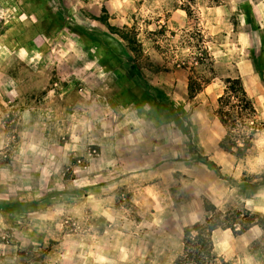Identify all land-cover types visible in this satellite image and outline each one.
I'll return each instance as SVG.
<instances>
[{
    "label": "rangeland",
    "instance_id": "rangeland-1",
    "mask_svg": "<svg viewBox=\"0 0 264 264\" xmlns=\"http://www.w3.org/2000/svg\"><path fill=\"white\" fill-rule=\"evenodd\" d=\"M259 1L0 0V264H99L110 237L123 254L152 239L147 256L158 255L161 236L135 228L153 208L157 166L172 220L199 208L221 221L239 212L254 228L235 237L229 261L264 264V214L246 215L245 189L233 188L264 181V101H250L255 140L241 158L229 141L219 147L228 128L216 115L227 81L256 92L264 83ZM102 15L135 35L140 58ZM130 176L132 191L119 186L100 201L98 184ZM99 207L119 214L96 215ZM204 220L186 227L191 237Z\"/></svg>",
    "mask_w": 264,
    "mask_h": 264
},
{
    "label": "crops",
    "instance_id": "crops-1",
    "mask_svg": "<svg viewBox=\"0 0 264 264\" xmlns=\"http://www.w3.org/2000/svg\"><path fill=\"white\" fill-rule=\"evenodd\" d=\"M252 3V2H249ZM255 5V4H254ZM257 7L260 9V13L263 20L264 25V0H260L257 4ZM259 51L258 55L260 57H264V26L260 29V42H259ZM258 49H256L257 51ZM260 77H264L259 71ZM251 87V86H250ZM248 87L246 92L247 99L249 101H252L253 104L257 103L262 105V101L264 96H261V92L264 89V83L261 78L260 83L257 85L258 91L256 92L255 88ZM258 93V96H257ZM264 103V102H263ZM257 109V108H256ZM258 117L261 120V124L264 125V113H259L258 111ZM264 138V137H263ZM115 164H118L115 162ZM160 166H157L154 168L152 174L153 179L151 180V183L147 185L148 191L151 194V203H152V210L149 211L148 219H141L135 221V228H140L143 226L145 231L152 234L153 236H161V252H159L158 255H154L153 257L147 256V249L150 247H153V240H140L142 244H137L136 250H140L138 254L130 253V254H123L119 253L115 246V241L113 237H110L109 242L106 244V249L110 251L109 253L105 252L101 258V261L99 264H147V261L149 258L150 264H173L178 258H180L181 255H183L184 252V232L186 231V227L196 224V222H200L203 218L206 219L207 213L202 208H199L196 215H190L181 217V219H177L174 217L172 220L169 215V208L171 201V194L170 188L165 185L164 181L161 178V173L158 171V168ZM177 172H181L180 169L177 170ZM139 174V178H140ZM156 176H159L156 178ZM130 176L127 178H113V180L104 181L101 184H98V190L99 194L105 195L99 196L101 202H105L107 199L110 201L111 199L114 200L115 196L113 195L114 191L117 190V188L120 186V188H123L127 186L131 191V187L134 186L133 181H131ZM260 176L253 175L249 181L242 182L241 187H234L235 189L244 188L245 194L244 199L241 201V208L244 210H247V212H254L256 214H264V209L262 206L259 205L260 200H263L264 198V181ZM137 187L139 184L137 183ZM137 190L138 194H141L140 192H145V188H140ZM173 191V190H172ZM263 193V194H262ZM213 194V193H212ZM262 194V195H261ZM107 196V197H106ZM226 201H224L223 204H225ZM224 206V205H223ZM222 206V207H223ZM105 207H99L96 209V215H108L111 214L113 216H116L119 214V211H117L114 207L111 209H104ZM234 210L235 207H231ZM216 212L220 211V209L216 208ZM222 212V211H220ZM138 214V213H137ZM141 215L140 213L138 214ZM206 216V217H205ZM195 219L193 222L192 219ZM187 219H189V222H187ZM112 227V226H111ZM115 227V226H114ZM254 227H251L249 230H247L245 233L241 235L235 234L233 231L227 229V230H221L217 229L212 232L211 234V243H212V256L213 259L208 264H235L229 260H231V257L229 255V251L231 250V245L235 241V237L242 238L248 231L253 230ZM113 236V235H112ZM171 237L173 238V241H175L177 245V249L175 251H170L168 246L169 242L171 240ZM118 239V238H117ZM119 240V239H118ZM145 241V242H144ZM165 243V244H164ZM165 248V249H164ZM236 262V260H235ZM238 262V261H237Z\"/></svg>",
    "mask_w": 264,
    "mask_h": 264
},
{
    "label": "trees",
    "instance_id": "trees-1",
    "mask_svg": "<svg viewBox=\"0 0 264 264\" xmlns=\"http://www.w3.org/2000/svg\"><path fill=\"white\" fill-rule=\"evenodd\" d=\"M111 35L118 37L124 44L125 48L133 55L135 59L140 58L141 50L135 35H131L126 31H121L110 26L107 22V17L102 15L97 18ZM218 108L216 111L217 118L220 124L228 128V132L219 143V147L226 149V142L235 147L234 156L241 158L250 149L249 143L255 140V128L249 125L250 117V101L247 99L246 92L241 82L238 79L227 81L224 95L218 98ZM160 107L157 104V107ZM166 107L175 116L183 117L181 109L175 107L171 103H166ZM251 132H248V130ZM189 138V135L187 134ZM197 158L202 159L199 155ZM215 211L214 209L212 210ZM210 212V211H208ZM250 213L246 212V215ZM240 213L236 212V217L232 219H226L225 217L221 221L222 214L217 216L216 220L212 218H206L202 224L195 225L192 228V232L196 233V236L191 237V231L186 230L184 233V263L185 264H208L213 259L212 256V243L211 234L217 229L231 230L237 235H241L249 230L250 223H244L240 225L239 219ZM251 216V215H249ZM261 221V219H260ZM260 225L264 226V222L261 221ZM239 226V227H238ZM238 229V230H236Z\"/></svg>",
    "mask_w": 264,
    "mask_h": 264
}]
</instances>
